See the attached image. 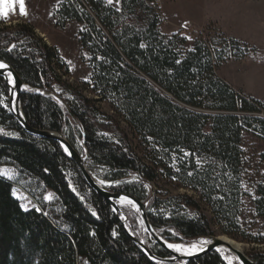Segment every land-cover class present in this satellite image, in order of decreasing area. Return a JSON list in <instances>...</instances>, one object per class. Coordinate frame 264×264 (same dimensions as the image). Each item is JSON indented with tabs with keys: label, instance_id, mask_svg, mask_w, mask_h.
Here are the masks:
<instances>
[{
	"label": "trees",
	"instance_id": "obj_1",
	"mask_svg": "<svg viewBox=\"0 0 264 264\" xmlns=\"http://www.w3.org/2000/svg\"><path fill=\"white\" fill-rule=\"evenodd\" d=\"M129 5L136 12L138 6ZM49 21L59 32L69 23L80 25V59L87 62L90 77L83 87L63 81L68 70L57 51L31 27L0 28V60L28 86L20 101L29 126L64 135L86 158L91 173L102 169L108 174L114 183L110 192L147 205L152 227L168 242L190 245L216 237V229L239 240L243 136L252 132L264 139V102L244 96L219 71L229 61L246 59L264 66V53L223 34L124 33L122 13L107 0H64ZM57 87L68 99L56 93ZM9 94L0 77V169L15 171L11 178L0 174V264H160L135 244L110 203L87 185L58 142L23 129L5 105ZM69 172L87 201L72 189ZM159 175L199 198L158 199L153 184ZM17 189L37 206L25 209L14 196ZM255 189L253 210L264 218V183ZM48 191L52 201L45 199ZM153 208L163 212L154 214ZM122 212L132 236L143 241L138 215L131 209ZM254 243L264 244V237ZM146 245L154 255L169 257L157 244ZM249 257L264 264V251ZM185 264L227 263L213 252Z\"/></svg>",
	"mask_w": 264,
	"mask_h": 264
},
{
	"label": "rangeland",
	"instance_id": "obj_2",
	"mask_svg": "<svg viewBox=\"0 0 264 264\" xmlns=\"http://www.w3.org/2000/svg\"><path fill=\"white\" fill-rule=\"evenodd\" d=\"M64 0H24V6L27 11L24 22L21 25H28L34 33L40 37L49 47L54 48L60 58V63L68 70V74L63 77V81L76 87H83V84L90 77V70L87 62L83 63L80 59L82 52L81 45L78 42L77 34L80 25L76 22L69 23L66 28L59 32L50 23L49 18L54 9ZM113 4V0H107ZM121 13L123 15V32L127 34L141 33H168L169 35L182 32L188 37L200 34L204 36H214L223 34L228 38H234L249 47L264 53V0H162L161 12H158L151 0H120ZM137 5L136 12H133L129 5ZM16 0L14 10L8 6V14L13 15L17 12ZM143 4L141 9L139 4ZM11 0H9V5ZM28 5V6H26ZM6 5L0 0V19L4 17ZM14 25V26H13ZM7 27H16V22H11ZM5 26V28H6ZM2 28V27H1ZM167 34V35H168ZM88 59L87 53L84 52ZM64 71H61L63 75ZM219 75L229 82L234 89L240 91L244 96L264 102V66L251 59L241 62L229 61L225 63ZM56 93L63 99H68L64 95L61 87L56 88ZM61 106L65 108L64 102L59 100ZM5 105L9 107V98L5 99ZM102 109L110 114L112 110L108 103L101 105ZM264 116V112L261 114ZM130 134L134 147H137L138 141L133 133L125 126ZM80 148V145H79ZM243 159L245 163L244 182L242 184L244 199L243 209L240 216V225L242 236L239 240H233L231 237L222 235L218 229L217 236L231 239L244 247L248 257L249 254L261 250L264 251V244H256L257 238L264 237V218L257 217L254 212L255 188L259 183H264V139L259 138L252 132H246L243 136ZM137 152L143 156L142 149L137 148ZM188 156L185 154L184 159ZM175 171H178L177 162L172 164ZM172 166L170 168H172ZM14 169L2 167L0 174L11 178L14 175ZM93 176L103 187L110 188L113 182L107 179L108 174L102 169H96ZM75 175L69 172L68 177L72 189L79 193L87 201L86 192H80L76 185ZM103 181V183H101ZM154 191L158 199L165 200L170 196L190 195L199 198V195L180 186L175 179L166 178L159 175L157 181L153 184ZM15 198L19 199L25 209L36 207V203L23 190L14 191ZM46 201H52L54 195L47 192ZM204 206V205H203ZM122 209H131L138 215L141 229L139 234L145 244L155 243L145 231L140 214L136 206L122 203ZM209 219L213 216L208 208L204 206ZM152 213H162L163 210L153 208ZM192 214V213H190ZM127 226L129 222L127 220ZM129 227V226H128ZM216 236V237H217ZM165 239V238H164ZM202 240V239H201ZM204 240V239H203ZM197 242V241H196ZM194 242V243H196ZM182 244V243H177ZM193 244V243H192ZM190 244V245H192ZM184 246H190L185 245ZM179 264V263H178Z\"/></svg>",
	"mask_w": 264,
	"mask_h": 264
},
{
	"label": "water",
	"instance_id": "obj_3",
	"mask_svg": "<svg viewBox=\"0 0 264 264\" xmlns=\"http://www.w3.org/2000/svg\"><path fill=\"white\" fill-rule=\"evenodd\" d=\"M0 64L7 66L4 68H0V77L4 78L10 87L9 111L12 116L16 119V121L19 122V124L28 134L38 138H45L56 141L62 146L64 151L67 153L68 157L76 164L87 185L98 195L104 198L108 203H110L114 210V213L122 220L121 223L126 233L134 240L135 244L147 255L150 260L160 264H185L191 260L201 258L213 252L219 254V250L225 249L235 255L238 260V264H256L250 257H248L245 252L237 249L235 246L228 243L227 241H224L222 236L210 237L206 239L211 243L204 247L202 251L199 250L191 255H186L182 252H177L170 248L168 245L173 243H170L163 237H161L152 227L146 210L147 205L145 203L133 196L110 192L107 188L99 184L93 174L88 170L86 165V158L69 143V141L64 135L51 131H37L29 126L23 113L20 101L21 93L27 90L28 86L24 84L19 75L9 64L5 63L2 60H0ZM9 73H11V76H9ZM127 201L134 202V206L139 209L138 212L140 214L141 223L145 231L155 242V244H157L162 250L168 253L169 257L160 258L154 255L153 253H151V251L143 241H139L132 236L126 224L127 217L120 208L122 203L129 204L127 203ZM178 245L185 247L182 244Z\"/></svg>",
	"mask_w": 264,
	"mask_h": 264
},
{
	"label": "snow or ice",
	"instance_id": "obj_4",
	"mask_svg": "<svg viewBox=\"0 0 264 264\" xmlns=\"http://www.w3.org/2000/svg\"><path fill=\"white\" fill-rule=\"evenodd\" d=\"M3 3L6 5L5 11L3 12V15L5 16V18H7V15H8V6H10L12 10H14L16 0H11V4L10 5H9V0H3ZM19 5H20V12H21V14L22 15H27V11H26L25 6H24V0H19ZM4 67H7V66L6 65H3V64H0V68H4ZM9 76H11V73H9ZM0 131H2V130H0ZM9 135H11V133H9ZM101 183H103V181H101ZM127 203L134 205V202L133 201H127ZM138 210L139 209L137 208V211ZM209 243H211V242L210 241H206V240L200 242L201 245H206V244H209ZM168 246L170 248H172L174 251L182 252V253H184L186 255H191V254H193L198 249V246L195 243H193L192 246H191V248H188V249L183 248L181 245H178V244H169ZM199 250L202 251L203 248L200 247Z\"/></svg>",
	"mask_w": 264,
	"mask_h": 264
},
{
	"label": "bare ground",
	"instance_id": "obj_5",
	"mask_svg": "<svg viewBox=\"0 0 264 264\" xmlns=\"http://www.w3.org/2000/svg\"><path fill=\"white\" fill-rule=\"evenodd\" d=\"M4 22V21H3ZM11 22H9V20H6V22L5 23H1L0 24V28L1 27H5L7 24H10ZM15 23V22H14ZM14 26V25H13ZM7 27V26H6ZM99 183V182H98ZM100 184V183H99ZM223 238V240L224 241H227L228 243H230V244H232L233 246H235L237 249H239V250H241V251H244L245 249H244V247H243V245H241V244H239V243H237V242H235V241H233V240H231V239H228V238H225V237H222ZM206 239H202V240H200V241H197L195 244H197V246H198V249L195 251V252H197V251H199V248L200 247H202V248H204V247H206L207 245H209V244H206V245H201L200 244V242L201 241H205ZM207 241V240H206ZM192 246V245H191ZM191 246H185V247H183V248H186V249H188V248H191ZM194 252V253H195ZM219 254H220V256L222 257V259L227 263V264H238V260H237V258L235 257V255L233 254V253H231L230 251H228V250H225V249H221V250H219Z\"/></svg>",
	"mask_w": 264,
	"mask_h": 264
},
{
	"label": "built area",
	"instance_id": "obj_6",
	"mask_svg": "<svg viewBox=\"0 0 264 264\" xmlns=\"http://www.w3.org/2000/svg\"><path fill=\"white\" fill-rule=\"evenodd\" d=\"M151 2L154 4L156 10L158 12H161V6H162V0H151ZM113 5L116 9H118L120 12L121 10V1L120 0H113ZM25 15H22L20 12V5L19 2H17V12L15 15L10 12L7 15V18L5 16L1 20H9V22H16V27L19 26V23H25L24 22Z\"/></svg>",
	"mask_w": 264,
	"mask_h": 264
},
{
	"label": "crops",
	"instance_id": "obj_7",
	"mask_svg": "<svg viewBox=\"0 0 264 264\" xmlns=\"http://www.w3.org/2000/svg\"><path fill=\"white\" fill-rule=\"evenodd\" d=\"M26 6H28V5H26ZM2 18H3V17H2ZM2 18H1V19H2ZM159 34H168V33H165V32L163 31V33H159ZM173 34H174V33H173ZM168 35H169V34H168ZM170 35H171V34H170Z\"/></svg>",
	"mask_w": 264,
	"mask_h": 264
}]
</instances>
